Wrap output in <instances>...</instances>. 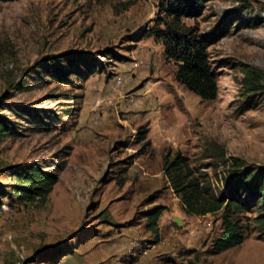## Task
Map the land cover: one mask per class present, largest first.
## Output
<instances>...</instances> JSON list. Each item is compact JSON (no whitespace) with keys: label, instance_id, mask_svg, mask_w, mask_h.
Masks as SVG:
<instances>
[{"label":"rangeland","instance_id":"rangeland-1","mask_svg":"<svg viewBox=\"0 0 264 264\" xmlns=\"http://www.w3.org/2000/svg\"><path fill=\"white\" fill-rule=\"evenodd\" d=\"M161 1H0L1 112L14 126L0 139V264H264L253 224L214 253L221 212L188 214L164 172L180 152L218 193L220 153L264 167V90L244 85L245 68L264 72V0H208L184 19L211 40L212 100L179 83L163 43L142 36ZM71 52L101 65L49 75V57ZM25 163L57 173L47 201L12 192L9 167Z\"/></svg>","mask_w":264,"mask_h":264},{"label":"trees","instance_id":"trees-1","mask_svg":"<svg viewBox=\"0 0 264 264\" xmlns=\"http://www.w3.org/2000/svg\"><path fill=\"white\" fill-rule=\"evenodd\" d=\"M207 1L162 0L161 18L145 30L142 36L154 37L163 43L166 60L174 61L177 65L175 77L179 83L202 99L212 100L217 96L218 86L208 51L211 40L199 32L197 25H188L184 21L186 18H198ZM100 65L92 53L71 52L52 55L46 63V68L49 75L64 80L70 74H80V68L91 73ZM244 74V85L248 92L264 90L263 71L247 67ZM1 104L0 101V139L14 131V126L1 112ZM218 161L223 168V189L218 193L209 179L194 175V171L180 152L173 160L166 161L164 166L165 175L174 192L180 196L188 214L206 215L221 212L222 234L213 243L214 253L240 245L252 224L264 234V167L246 165L239 157L226 151L219 154ZM9 169L16 181L12 184V192L21 201H34L37 198L47 201L58 180L57 173L42 169L38 163L10 166ZM161 210V206H157L148 215L151 225L156 223ZM252 212H256V215H251ZM156 232L158 233L157 230ZM65 250L66 247H61L59 251H55L52 262L59 260Z\"/></svg>","mask_w":264,"mask_h":264},{"label":"built area","instance_id":"built-area-1","mask_svg":"<svg viewBox=\"0 0 264 264\" xmlns=\"http://www.w3.org/2000/svg\"><path fill=\"white\" fill-rule=\"evenodd\" d=\"M137 65V64H136ZM123 82H124V79H123V77L121 76V75H118L117 76V78H116V84L118 85V86H121L122 84H123ZM99 104V103H98ZM99 106V105H98ZM4 207H5V205H4Z\"/></svg>","mask_w":264,"mask_h":264},{"label":"crops","instance_id":"crops-1","mask_svg":"<svg viewBox=\"0 0 264 264\" xmlns=\"http://www.w3.org/2000/svg\"><path fill=\"white\" fill-rule=\"evenodd\" d=\"M141 42V41H140ZM139 50V49H138ZM138 54H143V52L141 51V52H139Z\"/></svg>","mask_w":264,"mask_h":264},{"label":"water","instance_id":"water-1","mask_svg":"<svg viewBox=\"0 0 264 264\" xmlns=\"http://www.w3.org/2000/svg\"><path fill=\"white\" fill-rule=\"evenodd\" d=\"M179 223H180V221L179 220H177Z\"/></svg>","mask_w":264,"mask_h":264}]
</instances>
